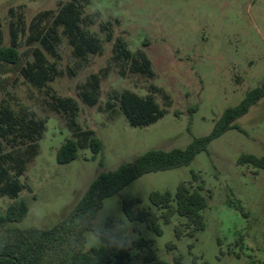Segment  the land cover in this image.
<instances>
[{
  "label": "rangeland",
  "instance_id": "rangeland-1",
  "mask_svg": "<svg viewBox=\"0 0 264 264\" xmlns=\"http://www.w3.org/2000/svg\"><path fill=\"white\" fill-rule=\"evenodd\" d=\"M68 1L0 0L4 44L11 43L10 8L22 9L28 31L21 36L18 48L23 63L33 61L35 39L47 32L54 16ZM79 2L87 22L94 21L90 30L103 40L100 54L81 61L62 36L57 49L62 57L58 63L60 75L45 89L32 87L18 74L2 76L0 80V100L6 98L16 109L28 106L47 120L39 142L40 153L21 177L26 188L20 196L29 206V215L16 224L18 227L49 228L60 219L62 209L81 198L101 172L113 171L151 149L184 148L194 138L208 135L224 110L240 102L264 79V0ZM101 23H110L112 41H106ZM117 37L126 40L134 52L145 50L156 74L154 80L136 74L120 75L112 62ZM95 73L101 75L100 97L95 106H88L79 93ZM151 84L162 87L171 96L172 104L157 122L134 127L114 95L131 90L145 96ZM53 91L76 100V120L81 130L94 131L102 141L95 158L80 134L75 137L81 144L78 158L58 164L57 151L74 133L61 115L50 110L49 93ZM155 97L165 107L163 98ZM237 124L242 131L230 130L214 140L209 153H200L190 166L146 174L105 200L96 227L103 228L108 220L115 219L127 225L130 245L140 238L154 240L142 248L132 245L129 264H152L147 260L151 249L167 261L180 254L183 264H264V170L237 163L241 154L264 156V99ZM192 170L199 174L208 199L204 231L195 237L185 232L177 240L174 226L184 222L180 217L164 224L161 236L143 223L127 220L123 200L138 199L135 208L142 209L149 206L151 191L174 192L181 181L195 187L200 181L192 180ZM229 199L240 200L247 215L229 206ZM12 201L0 196V214ZM240 236L242 246L236 244ZM87 239V247L100 244L92 232L87 233ZM169 242L176 248H168Z\"/></svg>",
  "mask_w": 264,
  "mask_h": 264
},
{
  "label": "trees",
  "instance_id": "trees-1",
  "mask_svg": "<svg viewBox=\"0 0 264 264\" xmlns=\"http://www.w3.org/2000/svg\"><path fill=\"white\" fill-rule=\"evenodd\" d=\"M10 45L4 44L0 20V80L2 76L18 74L32 87L43 90L59 75L58 63L61 54L58 45L61 37L67 38L75 58L86 61L91 55H98L103 49V40L90 30L94 24L87 22L83 5L79 0L65 3L54 16L52 25L45 34L35 39L31 55L33 61L23 63L19 51V41L28 31L25 12L10 8ZM100 30L106 34V41L113 40L110 23H101ZM112 62L120 75H140L146 80H154L156 74L145 50L134 52L126 40L117 37L112 49ZM6 79V78H4ZM2 81V80H1ZM6 81V80H3ZM100 74H92L81 88L79 96L83 103L95 106L100 97ZM160 95L162 107L156 100ZM50 110L66 120V126L74 133L67 139L56 154L58 164H68L78 158L81 144L75 137L80 134L87 141V147L95 158L102 149V141L94 131H82L76 118L79 105L71 97H62L55 91L49 93ZM120 109L130 125L144 127L161 119L171 106V96L155 84L149 86V94L141 96L131 90L114 95ZM264 99V79L255 88L248 90L245 97L233 106L227 107L215 121L212 131L205 136L194 138L184 148L171 150L151 149L136 156L130 163H121L113 171L101 172L88 186L78 200L62 209L60 219L49 228L18 227L29 215V206L20 196L26 185L21 181L28 166L40 153L39 142L47 129V120L39 118L28 106L14 108L6 99L0 100V196H8L13 201L6 211L0 214V264H129L132 245L138 248L151 245L154 240L140 238L130 245L128 227L123 221L110 219L103 228L95 226V221L106 199L117 195L140 177L160 171L181 169L190 166L197 156L210 151V144L230 130L242 131L237 121ZM111 105V104H109ZM237 163L251 165L264 170V156L241 154ZM192 180L199 182V174L191 171ZM202 181L193 187L190 182L181 181L172 191H151L149 206L136 209L140 200H123L122 209L129 222L143 223L155 235L164 233L163 225L180 217L183 223L174 226V236L181 239L185 232L195 237L207 228L205 210L208 199ZM229 206L246 216L240 200H228ZM92 232L100 241L98 246L87 247V233ZM243 236L236 242L242 246ZM220 242V241H219ZM221 243V242H220ZM168 248L176 244L169 242ZM240 258L239 254H236ZM147 260L152 264H183V256H174L167 261L151 249ZM206 264V263H205Z\"/></svg>",
  "mask_w": 264,
  "mask_h": 264
}]
</instances>
